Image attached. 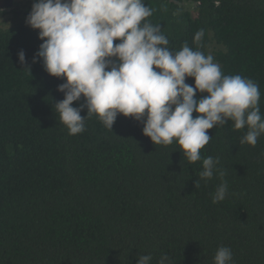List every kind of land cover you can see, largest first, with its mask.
<instances>
[{
	"label": "trees",
	"instance_id": "trees-1",
	"mask_svg": "<svg viewBox=\"0 0 264 264\" xmlns=\"http://www.w3.org/2000/svg\"><path fill=\"white\" fill-rule=\"evenodd\" d=\"M34 2L0 11V264H137L143 255L151 264L162 255L169 264H214L221 246L232 250L233 264H264V134L251 146L240 143L247 127L218 125L195 163L175 142L153 145L142 123L122 115L112 131L93 115L84 132L70 135L54 107L64 81L32 63L42 41L24 12ZM144 3L171 51L187 41L223 74L258 84L264 118V0ZM208 156L219 158L223 177L200 179ZM223 182L228 194L213 203Z\"/></svg>",
	"mask_w": 264,
	"mask_h": 264
},
{
	"label": "clouds",
	"instance_id": "clouds-1",
	"mask_svg": "<svg viewBox=\"0 0 264 264\" xmlns=\"http://www.w3.org/2000/svg\"><path fill=\"white\" fill-rule=\"evenodd\" d=\"M152 14L144 0H35L32 4L26 24L42 41L32 63L42 61L50 77L64 81L57 88L63 99L54 107L69 134L84 132L85 120L93 115L112 131L122 115L142 123V134L153 145L175 142L183 157L195 163L212 139L208 131L231 121L236 130L248 129L240 143L255 146L264 134L258 84L223 74L212 55L193 50L187 41L181 50L171 51L160 25L147 19ZM203 36V29L194 36L198 48ZM17 56L23 70L31 73L25 52L20 50ZM188 78L194 79V86L186 83ZM197 93L202 98L197 99ZM81 98L83 104L73 107ZM202 163L200 179L211 180L217 172L224 176L217 168L218 157L208 156ZM227 194L223 182L213 194V203ZM169 260L162 255L158 264ZM151 261V255H143L137 264ZM214 264H233L232 250L219 247Z\"/></svg>",
	"mask_w": 264,
	"mask_h": 264
},
{
	"label": "water",
	"instance_id": "water-1",
	"mask_svg": "<svg viewBox=\"0 0 264 264\" xmlns=\"http://www.w3.org/2000/svg\"><path fill=\"white\" fill-rule=\"evenodd\" d=\"M15 0H0V10H4L13 6ZM31 10H26L24 13L28 16Z\"/></svg>",
	"mask_w": 264,
	"mask_h": 264
}]
</instances>
